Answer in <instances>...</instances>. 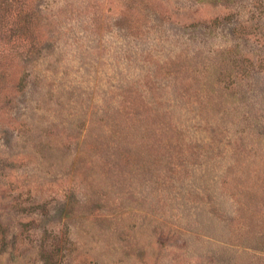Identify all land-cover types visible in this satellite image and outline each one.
I'll list each match as a JSON object with an SVG mask.
<instances>
[{"label":"rangeland","instance_id":"obj_1","mask_svg":"<svg viewBox=\"0 0 264 264\" xmlns=\"http://www.w3.org/2000/svg\"><path fill=\"white\" fill-rule=\"evenodd\" d=\"M0 264H264V0H0Z\"/></svg>","mask_w":264,"mask_h":264}]
</instances>
